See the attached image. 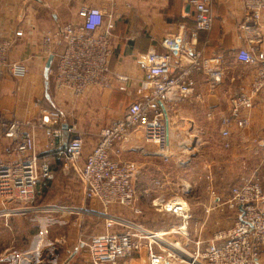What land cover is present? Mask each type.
<instances>
[{"label":"built area","instance_id":"built-area-1","mask_svg":"<svg viewBox=\"0 0 264 264\" xmlns=\"http://www.w3.org/2000/svg\"><path fill=\"white\" fill-rule=\"evenodd\" d=\"M80 5L73 21L59 23L47 29L42 35L46 55L56 59L53 69V83L57 90L79 97L91 88L116 89L127 93L131 77L110 69V38L115 26L116 13L108 10L106 4L116 0H79ZM195 17V30L208 31L212 26V0H186ZM243 30L258 32L264 40V24L261 23L264 0H242ZM15 35H21L16 31ZM164 51L149 50L144 54V86L138 87V97L132 99L122 115L103 127L97 143L84 155L83 140L74 135L76 128L62 120L57 109H42L35 123L18 119H5L0 115L1 135L8 139L0 157V203L11 212L18 213L32 209L37 187L43 181L53 178L50 165L41 159L38 151L34 125L41 126L46 135V151L78 170L82 194L85 200L95 199L104 216V230L93 233L85 239L79 238L76 249L85 247L92 264H110L118 258L136 253L145 246L149 264H170L167 255L155 249V239L160 232L145 229L139 223H131L112 216L108 208L112 205L134 208L137 200L136 180L140 172L137 162L121 156L124 146L142 149L135 144L138 138L153 149L145 154L163 155L169 149L170 129L168 110L172 102L187 98L193 90L192 72L207 70L210 84L221 82L219 68L207 69L208 60L201 56L184 26L177 33L164 37L161 42ZM12 40L0 42V79L9 74L23 77L28 71L22 61H11L8 53ZM61 47V50L60 48ZM59 48V49H58ZM235 58L243 64L254 67V75L248 87H239L229 98V112L220 119L222 146L230 134V124L240 127L248 125V111L254 98L264 92V48L238 47ZM195 149L197 137H189ZM131 148V147H130ZM184 151H188L183 149ZM82 159L81 164L78 162ZM211 181V173L206 175ZM210 207L225 206L235 210L233 224L218 229L200 249L201 241L190 254L191 264H257L264 249V188L261 177L252 172L241 177L230 187L226 196L211 190ZM161 196V195H160ZM157 196L153 203L161 210L180 218L172 229L188 237V206L180 198L164 199ZM241 208V209H240ZM66 210L53 206L49 212ZM69 210L67 212H71ZM119 227H114L115 225Z\"/></svg>","mask_w":264,"mask_h":264},{"label":"crops","instance_id":"crops-1","mask_svg":"<svg viewBox=\"0 0 264 264\" xmlns=\"http://www.w3.org/2000/svg\"><path fill=\"white\" fill-rule=\"evenodd\" d=\"M79 5V0H0V42L12 40L8 59L22 61L28 69L23 77L17 78L5 74L0 79L1 117L35 123L38 106L58 109L56 106L63 105V101L77 99L72 107L76 110L79 119L86 122V129L91 133V136L87 138L75 129L74 135H80L83 140L82 156L84 158V155L97 143L100 130L118 119L128 103L138 97L136 89L144 86L146 78L144 54L149 50L163 52L161 40L177 33L180 27L184 26L187 38L192 40L201 56L208 60L207 69L210 71L219 68L222 76L221 82L212 86L207 70H194L191 94L169 105V145L177 140H187L189 137H197L199 141L197 147L192 150H181V153L176 155L173 153L175 149L171 150L170 158L167 159H174L182 170L199 167L197 170L203 175L206 172L211 173L212 182H207L206 188H213L220 196L228 195L230 190L231 183L228 187L225 178L229 181L231 175L237 174V178L233 179L239 178L240 181L241 177L251 174L256 168L264 173V92L254 98L253 107L247 114V126L242 128L235 122L230 124V134L226 140L229 147L222 146L223 138L219 134L220 119L229 112L230 96L239 87H248L254 75L252 65L240 63L235 58L236 48L241 46L264 48V40L258 32L243 30L241 27L242 0H212V26L206 32L195 30V17L186 0H116L114 4H106L108 10L117 14L110 38L109 66L112 71L125 73L131 77L128 92L96 87L89 89L80 97H74L66 91H59L53 83L56 59L52 58L47 73L48 81L53 88L50 93L48 87L46 89L44 70L50 54L46 55L44 51L42 35L47 29L59 23L73 21ZM261 23L264 24V11ZM16 31H21V35H15ZM59 48L61 50V47ZM241 67L246 69L241 71ZM62 116L66 118L63 113ZM65 122L69 123L67 120ZM36 125L37 123L34 125L37 148L41 152H46L41 150L47 141L46 135L41 126ZM7 142L8 139L4 138L0 132L1 158L5 157L3 148ZM130 147L132 150H137L136 147ZM170 148L173 147L169 146ZM205 154L207 160L203 159ZM153 155L148 154L149 157ZM50 168L55 175L53 167ZM151 170L148 168V172L145 173L140 170L136 180L137 184L139 180L145 179L143 183H146V186L144 184L143 194L146 193L144 196L147 198H152L148 192L151 188H147V185L155 181V184H161V179L155 173L147 174ZM150 191L155 197L156 191ZM150 203L154 204L151 201ZM210 203L211 197L204 203L187 202L188 237L195 241L206 243L216 230L233 224L232 222L229 225L231 223L229 209L223 205L210 207ZM12 205L14 204H9L8 207L3 206V208L8 209ZM134 208L138 212L132 208L122 210L119 215L125 214V216L121 219L140 223L146 227L147 213L144 210L149 208V205H141L139 201H136ZM111 215L114 216L113 213ZM147 230L157 232L149 228ZM161 232L174 231L170 229ZM36 233L30 248L24 250L7 248L1 251L0 264H66V261L68 264H92L89 255L87 257L88 252L86 254L85 249L77 250L76 243L72 252L66 255L68 252L66 243L60 245L63 239L59 236L50 237L48 227L44 226ZM177 233L180 238L185 237ZM162 245L178 248L175 242L167 244V241L162 240ZM110 264H149L145 246L136 253L118 258ZM257 264H264V249L259 254Z\"/></svg>","mask_w":264,"mask_h":264},{"label":"rangeland","instance_id":"rangeland-1","mask_svg":"<svg viewBox=\"0 0 264 264\" xmlns=\"http://www.w3.org/2000/svg\"><path fill=\"white\" fill-rule=\"evenodd\" d=\"M245 69L246 68L241 67V71ZM52 90V84L49 82L48 92H52ZM76 101L77 99L65 100L63 101V105L59 104L56 107L58 108L57 110L60 112L61 116L62 113L63 115L65 114V119L69 123L75 124L77 131H79L82 136H86L88 138L91 136V133L86 129V122L79 119L76 114L77 112H75L76 110L72 107ZM45 108L47 107L41 105L38 106V110L35 114L36 117L40 111ZM48 109L50 110V108ZM65 119L62 116V120L66 121ZM101 127L102 125L99 126L98 129L100 130ZM133 142L138 143L142 149L145 148L147 151L153 149L151 144H146L136 137ZM194 143L195 142H193L190 138L187 140L174 141L171 143L172 145H170L173 148L168 149L165 156L153 155L152 157H149L148 154L142 152V149L132 150L128 145L123 147L121 154V156L123 155V158L131 159L137 162L142 172H148L147 169L151 168L152 170L147 174L155 173L156 176L161 179L160 185L158 183L155 184L156 181L147 185V188H151L150 190L156 191L155 197H153L154 195L152 196V193H150L151 191L148 190L149 196L152 198L145 197L144 194L146 195V193L143 194L144 184L146 186V183H143L145 179L143 178L142 180H139L136 184V201H139L141 205H149V208L144 210L145 213H147L145 223L146 227L142 226L145 229L149 228L160 232L158 239H155L154 246L157 251H162L167 255V259L170 264H191L188 259L189 256H191L190 254L196 248V244L194 242L195 240L189 237L180 238L179 234L176 232H161L173 229L174 226L179 224L180 218L174 214L158 209L154 204H151L150 201L153 202L157 196L161 195L160 197L164 199L180 197L185 199L188 203H193L195 201L204 203L207 201V198L211 197L210 191L215 190L213 188H206L207 182H212V180L209 181L206 178V175L209 174L208 172L203 175V173L198 172L197 169H199V167L182 170L177 166L174 159H167L170 158L169 155L171 150L175 149L173 153L176 155V153H181V150L183 149L189 150ZM41 150H46V142ZM39 152L41 159L44 158V161H46L50 167H53L56 174L53 175L51 180L43 181L39 184L35 200L31 205L32 209L14 213L9 209H4L0 203V213L2 214L0 215V253L7 248L20 250L30 248L34 238L36 237L38 229L46 226L50 230V237L56 235L63 239V242L60 243V245H64L66 243L65 246L68 251L66 255H68L72 252L75 243L76 245L79 243V238L83 240L87 238L88 235L98 233L104 228V216L100 214L102 209L96 205V210H91L92 204L90 201L83 198L81 182L77 172L78 170L74 169L70 164L65 165L66 163L63 160L56 158L52 155V153L50 155V152ZM173 158L175 157L173 156ZM203 159H206V154ZM81 162L82 159L78 162V164L80 165ZM254 171L261 177L264 188V173L258 168ZM237 176V174H234V176L231 175L229 181L225 178V182L228 187L230 183L231 187L239 181V178L233 179L237 178ZM225 190L223 192H225ZM13 204L18 205V202H14ZM53 206H63L67 209H61L57 212H49V208ZM127 208L129 207L112 205L108 208V211L111 214L113 213L115 218L121 219L125 216V214H119L122 210L125 211ZM69 210L72 211L67 212ZM229 210V216L231 218V223L229 225H231L234 221L233 218L236 216V212L235 210ZM114 227H119V225L116 224ZM162 240L167 241V244L175 242L178 248H173L170 245L166 246V248L162 245ZM204 244L205 243H202V245H200V249L205 246ZM80 248L81 250L85 249L84 251H86L87 254L85 247ZM176 250L180 251V253ZM66 264H68L67 261Z\"/></svg>","mask_w":264,"mask_h":264},{"label":"water","instance_id":"water-1","mask_svg":"<svg viewBox=\"0 0 264 264\" xmlns=\"http://www.w3.org/2000/svg\"><path fill=\"white\" fill-rule=\"evenodd\" d=\"M52 58L53 56L52 55H49L47 60H46V63H45V67H44V70H45V76H46V80H45V85H46V89L48 87V70L50 68V65H51V61H52ZM90 203L92 204V208L91 210H96V201L95 199H91L90 200ZM241 209V208H240ZM97 212V211H96Z\"/></svg>","mask_w":264,"mask_h":264},{"label":"bare ground","instance_id":"bare-ground-1","mask_svg":"<svg viewBox=\"0 0 264 264\" xmlns=\"http://www.w3.org/2000/svg\"><path fill=\"white\" fill-rule=\"evenodd\" d=\"M82 98V97H81ZM105 127V126H104ZM101 131V130H100ZM78 172V171H77ZM110 208V207H109ZM111 214V213H110ZM105 220V219H104Z\"/></svg>","mask_w":264,"mask_h":264}]
</instances>
